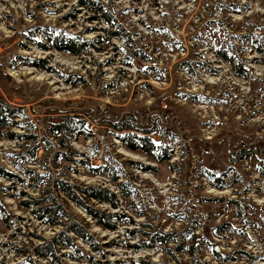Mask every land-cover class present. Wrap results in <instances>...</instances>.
Returning <instances> with one entry per match:
<instances>
[{
    "label": "rangeland",
    "instance_id": "rangeland-1",
    "mask_svg": "<svg viewBox=\"0 0 264 264\" xmlns=\"http://www.w3.org/2000/svg\"><path fill=\"white\" fill-rule=\"evenodd\" d=\"M97 1L107 21L90 19L80 0H0V103L18 110L0 128V168L14 175L0 173V264H28L33 247L61 228L23 204L51 194L93 239L70 233L80 251L59 249L63 264H264V0ZM232 35L257 36L260 46ZM61 38L84 42L85 52L58 49ZM221 45L244 76L216 55ZM125 116L162 147L143 154L134 139L127 148L126 134L107 125ZM65 118L69 130L52 135L49 125ZM105 165L130 190L113 208L77 189L116 193L106 176L88 173ZM56 178L85 205L115 214L113 228L57 191ZM158 231L178 242L151 241ZM200 241L191 257L188 246ZM140 243L151 247H133Z\"/></svg>",
    "mask_w": 264,
    "mask_h": 264
},
{
    "label": "trees",
    "instance_id": "trees-1",
    "mask_svg": "<svg viewBox=\"0 0 264 264\" xmlns=\"http://www.w3.org/2000/svg\"><path fill=\"white\" fill-rule=\"evenodd\" d=\"M80 4L89 5L88 8L92 12V17L90 19H97L100 17V18H103L105 21H107L108 18L110 17L108 14L105 13V11L102 10L103 8L102 4L97 0L94 2L89 1V0H80ZM96 12L98 13V15L94 16V13ZM105 31L107 32V30ZM231 37H234L237 41L241 42L242 39L246 38L247 36L243 37L239 35H235V36L232 35L230 36V38ZM257 38L259 37L249 36V38H246V39H250V41H252L253 44L255 43L257 45L255 46V48L257 47L258 49V46L260 45H259V41L256 42L258 40ZM63 39L64 38H61L60 45L57 46L58 49L64 50L67 53H70L71 55H75V56L81 55L85 52L84 42L74 43L71 39H66V40L65 39L63 40ZM228 45L232 47L231 42H228ZM226 48H227L226 45H221L219 49L217 50L216 55L222 60L227 61L228 63L232 65L235 75L244 76L245 73L242 70V65H240V61L236 57L232 56V58L234 57V61H233V59L229 57V55L227 54ZM186 73L192 74V71L187 69ZM14 111H18V110L4 103L3 104L0 103V128H3L7 124V121H8L7 118L10 119L13 117L12 112ZM125 117L123 119H120L118 122L108 121L107 125L110 126V129L113 132L123 131L126 134L127 139L125 142V146L127 148L134 149V146H135V143L133 142L134 139L138 141V144L140 146L139 149L141 150L143 154L151 153L152 151L162 147L161 144L156 143V141L150 138L149 135L154 134V131L152 129H148L144 125H141V123L138 122L133 117L132 118L131 117L125 118ZM63 120L64 121L62 122L59 121L57 123H53L49 125L48 129L52 133V135H58L60 133L67 132L69 130L70 126H68L69 124L68 120L66 118ZM36 147L37 145H35L34 148H32L33 149L32 151H30L31 155H33V151L34 149H36ZM164 148L165 147H163L162 151H165ZM254 150L256 149L251 147L248 151H240L234 154H230L229 160L230 162H235L237 159H241L243 157H249L253 155ZM257 154H259L257 156H258V161L260 162V165H259L260 172L259 173L264 174V156H261V155H264V147H259ZM0 173L7 177H14V175L9 174L8 172L4 171L1 168H0ZM88 173L90 175L103 174L104 176H106L107 179L113 183L117 194L113 193L112 191L106 188H102V187H96V186L90 187V188L78 187L77 189L81 193H84L87 198L93 199L98 203H102V204L106 203L110 207L113 208L116 205L118 194L121 197L129 196L130 190L127 188L126 184L122 182H116V177H115L116 171L113 168L107 165L101 168L98 166H91L90 168H88ZM53 187L57 191L61 192V194L66 196L67 199L69 198L73 203L81 206L85 210V212H87L90 215L91 218L96 219L98 225L104 226L110 229L113 228V224L110 221V217L115 214L104 213V211H100V210L94 209L91 206L85 205L83 202H81L80 200L81 198L74 193L73 189L75 188L68 185L66 182H63L62 180H59L57 178L54 179ZM42 203L44 204L43 206H38ZM46 203H49V204H46ZM23 204L24 206H32V207L34 206L35 210L33 212L35 211L39 212L38 215H36V217H38L41 220L42 219L46 220V222L51 226H55V225H58V223H62L61 228L50 239H48L47 241H43L41 244H38L35 247H33L31 253H33L37 257L49 259L53 264H63V262L60 259L61 253L59 249L70 247V248H74V250H76L77 252L80 251L78 246L75 245L73 241V237L70 235V233L74 237H77L83 241L89 242L90 244L93 243V239L89 235L86 228L83 227L82 224H80L76 220V218L72 217L71 214L65 210L64 205L58 199L57 195L51 194V195H48L46 197L39 198V199L29 198L28 201L23 202ZM0 208H2V206H0ZM62 217L66 218L63 222L61 220L59 221V219H61ZM217 228L219 229V227ZM192 231H193V228L186 229L183 232V236L186 239L191 240L192 238L195 237L193 236ZM150 239L151 241H154L159 245H165L169 242H173V243L178 242V240L174 237V233L160 232V231L151 235ZM202 244H203L202 241L196 243L197 247L190 244L188 246V248L191 249L190 254L192 253L193 248L198 250L202 247ZM141 246L151 247L150 245L145 244V243H140L136 246L134 245L133 247H141ZM180 248H182L181 242L178 243L176 250ZM23 251L27 252L23 249H20V250L17 249V253H20V254L24 253ZM167 252H168V249H167ZM31 253L27 254V260L30 261L28 264L34 263L33 260H31L29 256ZM168 254L173 257V252L169 251ZM211 255L213 256L214 259L218 260L219 262H226V261L233 260L232 256L225 255L222 257L219 253L215 252L214 250H211ZM241 255L246 258H250V259L256 258V256H251L249 253L244 252L243 250L241 251ZM191 257H192V254H191ZM192 260H193L192 264H196L195 257H193Z\"/></svg>",
    "mask_w": 264,
    "mask_h": 264
},
{
    "label": "water",
    "instance_id": "water-1",
    "mask_svg": "<svg viewBox=\"0 0 264 264\" xmlns=\"http://www.w3.org/2000/svg\"><path fill=\"white\" fill-rule=\"evenodd\" d=\"M214 250H217V248L215 247Z\"/></svg>",
    "mask_w": 264,
    "mask_h": 264
}]
</instances>
